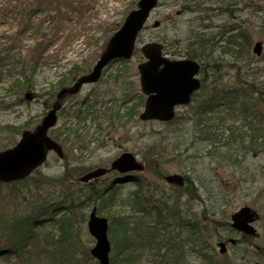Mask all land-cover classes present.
Instances as JSON below:
<instances>
[{
    "label": "rangeland",
    "instance_id": "obj_1",
    "mask_svg": "<svg viewBox=\"0 0 264 264\" xmlns=\"http://www.w3.org/2000/svg\"><path fill=\"white\" fill-rule=\"evenodd\" d=\"M31 1L0 0V52L6 50L12 53L33 52L31 55L40 62L33 89H25L16 95L9 93L7 89L13 78H7L3 84H0V152L15 147L23 133L36 131L52 110L58 94L63 90L58 88L63 77L73 68L78 70L82 67L87 72L91 71L105 53L110 39L121 29L129 14L139 8L140 2V0H43L45 8L39 10L32 18L33 24L41 20L48 22L40 36L31 29L23 30V14L20 13L19 7H24ZM191 1L160 0L159 6L153 11L145 28L138 35L133 57L125 65H121V62L113 63L98 84L82 87L74 98H68L65 101L63 108L71 107L75 101L88 97L90 93L89 96H97V101L102 104L99 110H102L105 103L109 101L119 104L121 95L125 93L123 83H126V88L129 89L128 95H142L138 71V66L146 61L141 52L142 46L153 42L163 44V40L168 39L171 41L170 49L164 50V54L171 60H184L185 57L180 53L172 55L176 50L175 43L172 42L174 38L183 40L189 26L198 27V30L209 26L207 30L201 31L214 38L213 43H217L216 46H212L217 71L212 77L207 75V85L213 80L216 82L222 80L223 89H233L247 80L254 82L255 87L261 88L264 94L262 85L264 83V37L261 34L264 24V0H238L239 2L232 6L236 12L231 16L221 14L219 2L204 4V6L197 4L202 5V9H196L194 8L196 4H191ZM156 21L161 25L155 29L153 24ZM241 30L250 34L252 39L250 49L252 56L246 59L236 58L234 53H224L223 47L226 44L221 40H225L226 36L222 37L223 39L220 38L226 32L236 34ZM257 42L263 43V53L260 57L252 53L253 46ZM172 44L174 47L171 46ZM34 48L38 50L33 51ZM180 50L179 47L178 51ZM119 69H122L120 75L125 82L115 84L113 79L118 75ZM239 78L243 81L238 82ZM52 92L56 95L52 101H49ZM49 102L52 107L50 109L46 104ZM257 109L264 110V102L258 100ZM58 113L60 114V111ZM192 113L193 108L190 107L178 109L180 122L172 126H165L158 122H143L138 116H133L127 121L122 130L106 129L108 127L106 119L101 120L99 124L87 122L86 148L67 153V149L57 141L56 146L60 152H57V148L50 152L47 163L37 170L38 173L34 172L32 175L35 177L41 174L42 180L29 182L24 186V193L23 188L18 191V187H12L9 191L0 189V212L6 214V208L8 211L13 210L15 214L21 212L31 199L39 202L48 201L54 191H57L54 189L55 186L64 187L65 190L69 188V191L76 186L81 187L79 178L82 175L78 176V173H87L99 168L110 169L112 163L120 156L131 153L146 166V169L143 167V172L133 174L137 177H145L149 183L159 184L161 189H176L165 182L164 178L167 175L181 174L190 177L200 197L196 204H192L193 213L200 218L202 226L218 225L217 230L222 240L230 237L240 238L239 234L230 232V227L225 229L221 226H225L224 221L230 222L234 212L244 206L256 210L260 215V220L255 225L259 236L254 241L246 240L240 246L244 248L243 250L249 251L247 255L245 254L246 256L240 253L235 254L236 250H233L231 246L226 255L219 254L217 244L220 239L218 240L217 237L210 239L213 247L211 254L221 258L223 262L230 263L231 258L238 256L237 264H249L250 260L255 264H264L263 258L255 256V252L258 251L256 248L264 247V153L247 156L241 166L224 168L205 157L204 145L198 147L197 155H191L195 150L189 148L192 139L187 133V128L191 126L186 123L189 122ZM65 117L60 118L58 127L50 132L52 137L55 133L61 135L64 131L66 132L68 125L64 124L69 121ZM183 124L186 125L179 127ZM96 128H99L98 133ZM101 128L105 130L101 131ZM169 144L178 149L172 151L173 146ZM188 158L190 159L186 162ZM66 168L69 169V178L64 176ZM122 176L125 175L111 172L94 181H97L96 185L99 188L115 181V186L119 187L120 197L124 198L135 191L137 186L133 182L120 180ZM182 202H184L183 199ZM92 208L93 206L88 204L84 210L87 220ZM185 208L186 206L182 207V210ZM203 210L208 211L206 217L201 215ZM129 212L128 209L123 208L115 209L113 213L129 214ZM81 228L83 231L80 234L78 258L85 250L94 246V240L88 233L87 221L81 225ZM57 230L58 227L54 226L48 228V232L57 233ZM190 260L191 264H199L196 257H191ZM0 264H14V259L0 260ZM80 264L84 263L80 262ZM87 264H96V261L92 258L87 261Z\"/></svg>",
    "mask_w": 264,
    "mask_h": 264
},
{
    "label": "trees",
    "instance_id": "obj_2",
    "mask_svg": "<svg viewBox=\"0 0 264 264\" xmlns=\"http://www.w3.org/2000/svg\"><path fill=\"white\" fill-rule=\"evenodd\" d=\"M213 2L221 3V14L231 16L236 12L232 6L239 1L192 0L191 4H196V9H202V5L197 4L204 6ZM44 8L43 0H32L24 7H19L20 13L23 14V30L31 29L40 36L43 34L47 20L33 24L32 18ZM189 27L183 40L174 38L172 43H175L176 51L181 48L177 54L197 61L202 66V91L195 95L194 102L197 105L192 106L193 113L186 123L191 126L187 128V133L192 139L189 148L195 150L191 155H197L198 147L204 145L205 157L216 165L223 168L241 166L247 156L264 153V112L255 110L258 100L264 102V94L261 88L255 87L254 82L247 80L233 89H223L222 80H213L207 85V75L212 77L217 71L212 51V46L217 43H213L214 38L202 32L209 26L199 30L198 27ZM261 34L264 37V24ZM225 36L226 39L221 40L226 44L223 47L224 53H234L236 58L245 59L252 56V39L245 30L236 34L226 32L220 38ZM167 41L165 39L164 43L168 45ZM171 46L174 47V44ZM36 50L38 48L33 51ZM32 53H12L9 50L0 52V84L7 78L14 79L7 88L9 93L17 95L25 89L34 88V78L40 68V62L31 55ZM85 71L82 67L78 70L73 68L59 82L58 88L72 86ZM121 71L122 69H119L118 75L113 79L115 84L125 82L120 75ZM242 81V78L238 79V82ZM262 85L264 86V83ZM123 88L125 93L115 106L109 105L104 110H99V102L96 99L91 100L88 96L82 101H76L67 112L63 110L61 118L66 116L65 119L69 121L64 124L68 125L67 130L61 135L55 133L54 137L51 136L52 139L56 143L59 141L67 149V153H73L74 150L85 149L87 146V122L99 124L101 120L106 119V129H124L127 121L133 116H139L144 107V98H128L126 83H123ZM55 95V92H52L49 101H52ZM200 96L202 97L197 100ZM46 104L48 109L52 108L51 102ZM108 104L109 102L106 103ZM179 122L180 117H176L174 121L164 125L172 126ZM104 130L101 128V131ZM98 132L99 128H96V133ZM171 146L172 151L178 149L174 145ZM189 159H186V162ZM68 170L66 168L64 176L69 178ZM157 172L160 176L158 170ZM85 174L81 172L78 176ZM39 179L42 180L41 174L19 183L0 184V189L9 191L12 187H18V191L23 188L24 193L25 185L38 182ZM128 181L135 183L137 189L124 198L120 197L115 181L103 188H99L94 180L86 184L79 181L81 187L76 186L70 191L69 188L65 190L64 187L55 186L57 191H54L48 201L31 199V202L16 214L6 208V214L0 212V260L12 258L14 264H87L88 260H92L89 250L82 253V258H78V253L80 234L83 231L81 225L87 221L84 210L90 204L97 208L99 216L109 221L111 264H191V257H196L199 264H233L232 261L223 262L221 258L211 254L213 247L210 239L217 237L221 240L217 230L219 226H202L200 218L192 212V204L200 197L190 177L186 176L185 187L176 189H161L159 184L149 183L141 176H134ZM184 206L186 208L182 210ZM123 208L128 209L129 214L113 213L115 209ZM207 213V210H203L201 215L206 217ZM224 223L225 226H221L228 229L229 223ZM52 226L58 227L57 233L48 232V228ZM248 240L252 241L250 238Z\"/></svg>",
    "mask_w": 264,
    "mask_h": 264
},
{
    "label": "water",
    "instance_id": "obj_3",
    "mask_svg": "<svg viewBox=\"0 0 264 264\" xmlns=\"http://www.w3.org/2000/svg\"><path fill=\"white\" fill-rule=\"evenodd\" d=\"M157 5L158 0H140L139 8L129 14L121 29L110 39L105 53L93 71L82 77L75 86L63 89L58 94L52 110L36 131L23 133L14 148L0 152V183L10 184L24 180L46 163L48 153L57 148L48 133L56 126L57 113L62 108L63 98L78 93L86 84L96 83L111 62L130 59L135 49L137 35L143 30ZM159 25L160 23L156 22L154 27ZM262 50V44L257 43L254 53L260 56ZM142 53L147 61L141 64L138 70L141 89L147 100L140 119L144 122L168 123L175 118L176 108L190 104L192 95L200 90L201 82L197 76L201 66L192 60L172 61L166 58L163 56V46L158 43L144 45ZM26 97L28 98V95ZM56 150L60 152L58 148ZM112 170L121 173L142 171L143 166L131 153H125L112 164ZM105 173L104 170H98L84 176L82 181L87 182ZM165 179L168 183L178 186H183L185 182L180 175H170ZM258 217L256 211L243 207L232 215L231 227L246 235L255 236L257 231L252 224ZM108 229V220L98 216L96 209H93L88 220V231L95 240L91 255L99 264H110L111 243ZM219 247L221 254H224L227 250L226 244L219 243Z\"/></svg>",
    "mask_w": 264,
    "mask_h": 264
}]
</instances>
